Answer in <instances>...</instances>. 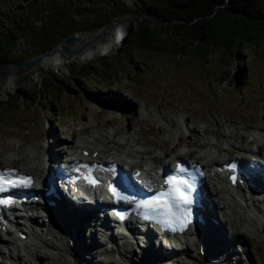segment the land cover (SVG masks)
Instances as JSON below:
<instances>
[{
  "label": "rangeland",
  "instance_id": "obj_1",
  "mask_svg": "<svg viewBox=\"0 0 264 264\" xmlns=\"http://www.w3.org/2000/svg\"><path fill=\"white\" fill-rule=\"evenodd\" d=\"M128 2L133 5L136 0ZM12 4L25 9L29 0H0V27L10 23V13L15 11L7 6ZM132 16L126 24H119L99 38L91 31L74 33L82 36L81 41L64 45L63 49L80 50L88 41L89 45L80 53L56 50L28 70L15 66L17 60L0 64L5 66L0 83L7 80L10 69L15 70L9 91L0 89V159L6 163L10 155L23 158L32 147L40 146L44 155L54 152L61 155L62 161L71 148L86 147L81 141L88 142L94 136L103 142L108 140L106 147L116 156L127 147L122 138L135 137L140 147L160 155L167 165L176 157L188 155L205 162L199 158L213 146H223L224 154H231L230 158H246L248 154L240 152L241 147L256 148L257 144L250 143L253 136H264V43L250 47L248 54L243 52L245 75L243 83L238 84L225 78L235 68V59L232 66H227L221 57L222 50L209 61L191 51L182 54L178 46L167 42L159 50L123 53L130 29L134 30L146 17ZM34 24L41 27L43 23L39 20ZM31 37H21L13 52L21 60L32 58L27 50ZM72 74L82 81L73 80ZM45 81L61 85L63 82L68 89L48 101L41 100L37 106L34 102L22 104L21 92L36 90ZM172 120L181 128L175 130ZM110 133H115L111 139ZM208 140L215 145H205ZM124 161L122 158L118 162L126 166ZM54 165L59 166L58 162ZM135 165L143 168L142 164ZM215 217L225 220L219 209ZM255 228L250 233L238 226L235 235L240 232L237 238L247 242L246 247H236L241 261L220 264H264V232L259 223ZM97 237L101 246L95 262L85 260L84 264H134L112 250V243L105 242L101 232ZM106 249L108 252L103 254ZM83 255L86 259L87 254ZM137 255L139 259L136 255L133 258L140 260L141 254ZM44 264L71 263L66 256L57 255Z\"/></svg>",
  "mask_w": 264,
  "mask_h": 264
},
{
  "label": "bare ground",
  "instance_id": "obj_2",
  "mask_svg": "<svg viewBox=\"0 0 264 264\" xmlns=\"http://www.w3.org/2000/svg\"><path fill=\"white\" fill-rule=\"evenodd\" d=\"M118 26L117 24V27ZM81 37L82 36H80V38ZM105 49L106 48H104V50ZM14 71V69H10L7 80L0 83V89L6 92L9 91L8 88H10ZM171 122L175 130L181 128L177 121L172 120ZM113 136H115V133L109 134L110 139ZM91 139L92 140L88 142L86 140L81 141V144H87V148L83 146L72 148L74 149V152L71 154L73 162H78V160L81 159L85 161H97L102 165L106 163L107 160L125 158L126 163L142 164L144 172L151 173L155 179L161 175L162 167L167 165V163L162 161L160 155L148 149H143L145 148L144 146L140 147V145L137 144L138 139L135 137L133 139L122 138L127 147L122 153L118 152L117 156L113 150L107 149L106 145L108 140L103 142L100 138L95 136ZM210 143H212V146L215 145L213 140H208L205 145ZM250 143L257 144L256 148L241 147L239 151L243 154H252L255 157H258V154H260V160L264 161V136L256 134L253 136ZM68 145L73 147L74 144L68 142ZM84 149L89 151V156H85L83 153ZM43 152V148L40 146L32 147L27 152V156L23 158L10 155L6 163L4 162L5 160L3 161L0 159V167L3 164H12V166H17L23 171L30 172V174L34 175L37 179L41 178L43 175L45 176L46 173L51 174L54 163L61 162V155L54 152L44 155ZM230 155L224 154L223 146L219 145L218 148L213 146L209 150L207 149L200 156L199 159L205 161L203 165L212 176V178H209L211 181L207 180L205 183L207 194L204 196V202L207 203L211 197L214 199L216 196H218L219 201L215 204L213 210L209 208L204 211L206 218V227H204L206 229V235L203 234L196 238L188 234L184 237L182 244H177L176 242L175 244H170L169 241H166V247L160 240L161 243L159 245H161L163 249H167V247H177L171 252L170 262L176 264H190L185 260L190 259L195 264H220L226 261L236 263V261H241V259L237 257L238 250L236 247L242 244L244 247L247 246L246 240L237 238L240 232H237V236L235 235L238 226L241 227L242 230L246 229V231L254 233L253 231L257 230L255 224L259 223L264 232V206L259 204L261 203V198L264 197V191L261 192L262 194L257 193L259 186L264 187V183L258 184V181L255 180L253 183L257 185L255 184L250 188L248 186L245 188L238 187L237 189L230 187V185H228L229 181L227 180L228 171H223L221 166H216L226 163ZM177 158L179 157H176V159ZM236 160L240 163V167L246 169L248 174L255 179L257 174H259V171L255 169L260 166L259 169L264 178V165L258 158L252 160L249 157H238ZM239 178L242 179L243 175H240ZM55 187H57V184ZM57 189H59V187H57ZM96 191L98 192V188H96ZM88 192L89 191H78L73 193V197L81 204V206L77 205L73 208H71L68 201L65 200L66 198L62 203V201H59L60 199L57 200L56 197L53 196L54 193L52 192L48 199L53 198L58 204H61V210L65 209L64 213H62L63 216L58 217L56 214L49 213L42 218V215L38 214L32 218H26L24 220L26 221L25 224L20 223V220H9L7 225L10 227L1 225L3 237L0 238V264H44L48 259L55 258L57 255L66 256L71 264H84L83 262L85 260H92L95 262V255L99 253V247L101 246V242H98L97 235L107 227V224L105 222L102 223V220L110 219L109 216H106L101 220L98 214L99 216L90 215L92 218L89 220L90 216L85 215L86 212L84 210L87 209L91 212L96 203L88 204L83 200H78L76 196ZM58 195L62 197L60 191H58ZM93 196L94 195H92V198L94 199ZM77 207L83 208L80 210ZM54 209L58 212L56 207H54ZM217 209L221 210L225 219L223 220L224 222L220 221L218 218V222L213 223V219L216 218L215 215L217 216ZM100 223L102 224L98 228L97 225ZM71 229L75 230L74 234L71 233ZM22 230H28V237L25 239L19 236ZM103 233L107 234L105 231H103ZM87 234L89 242L86 243L85 237ZM113 237L114 235H112L109 242H107L108 244L112 243V250H116L122 257L127 258L132 263L165 264L158 259L157 252L152 250L149 245L147 246V244H145V255L141 254L140 260H138L139 256L137 255L136 246L134 245L136 244V241L135 243L133 241L135 240L134 238L131 237L129 239L122 237L120 240L113 241ZM235 243L237 245H235ZM107 252L108 249H106L103 254ZM82 254H87V258L85 259L84 255L82 257ZM135 255L138 259L136 257L133 258Z\"/></svg>",
  "mask_w": 264,
  "mask_h": 264
},
{
  "label": "trees",
  "instance_id": "obj_3",
  "mask_svg": "<svg viewBox=\"0 0 264 264\" xmlns=\"http://www.w3.org/2000/svg\"><path fill=\"white\" fill-rule=\"evenodd\" d=\"M7 7L15 13H10L7 27H0V64L28 59L13 54L21 37L32 36L27 50L36 57L74 33L97 32L129 14L147 18L130 29L123 53L159 50L167 42L182 54L191 51L209 61L222 50L227 66L235 59V68L225 78L238 84L245 75L243 52L264 43V0H136L133 5L128 0H29L25 9L16 4ZM39 20L41 27L34 24ZM71 78L82 81L73 74ZM61 83L45 81L36 90L22 91V104L37 106L65 93L68 87Z\"/></svg>",
  "mask_w": 264,
  "mask_h": 264
},
{
  "label": "snow or ice",
  "instance_id": "obj_4",
  "mask_svg": "<svg viewBox=\"0 0 264 264\" xmlns=\"http://www.w3.org/2000/svg\"><path fill=\"white\" fill-rule=\"evenodd\" d=\"M85 167H87L85 165ZM79 170V169H77ZM180 171H183V169H180ZM87 179V177H85ZM174 179L173 177H169L166 183H169L170 188L167 191L159 192L156 196H154L152 199L144 200L139 204V207L145 208V209H155V208H174L175 212H160V215H176V212H179L183 214L184 212L190 211V205L192 203V200L190 199L189 193H190V185H187L186 181H180L181 184H184L187 186V191L184 193V199L181 200L176 193V188L171 186V181ZM89 183L95 184L97 181L96 179H90L88 180ZM31 184V177L28 176H22L17 175V170L15 169H9V170H3L0 171V192H3L7 190V188L10 187H16L18 185L28 186ZM115 189H113V192L115 193ZM10 203H14V201L10 200H3L0 199V205H8ZM123 218V217H121ZM154 218V217H153Z\"/></svg>",
  "mask_w": 264,
  "mask_h": 264
},
{
  "label": "water",
  "instance_id": "obj_5",
  "mask_svg": "<svg viewBox=\"0 0 264 264\" xmlns=\"http://www.w3.org/2000/svg\"><path fill=\"white\" fill-rule=\"evenodd\" d=\"M131 18H133L132 14H129V15H126L124 18H122L121 20H117L115 22H113L112 24L106 26V27H103L101 29H99L97 32L93 33L95 35V37H100V36H105V32L107 31H113L117 28V24H122V23H125L130 20ZM157 20V19H156ZM158 21V20H157ZM81 38L79 35L77 34H74V35H71V36H68L66 37V39L62 40V42L58 45V47H56L55 49L51 50L50 52L49 51H46V52H43L41 55H38V56H33L32 58H29V60H24V61H17L14 63L15 66H21V67H24L25 70H28V69H31V68H36L40 62H42V60L48 56L50 53H53V52H56V50H61V52L63 51H66L67 54L69 53H72V54H77V53H80V51L84 50V48L86 46L89 45V42L86 41L84 42L83 45H81L80 47V50H72V49H67V50H64L63 47L64 45H68L70 43H78L80 42ZM5 66H1L0 67V74L1 72H3Z\"/></svg>",
  "mask_w": 264,
  "mask_h": 264
}]
</instances>
